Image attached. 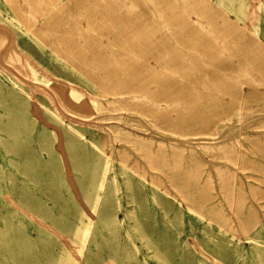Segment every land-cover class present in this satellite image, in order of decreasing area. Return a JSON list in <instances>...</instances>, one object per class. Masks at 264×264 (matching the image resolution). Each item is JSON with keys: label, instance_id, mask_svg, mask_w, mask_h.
Listing matches in <instances>:
<instances>
[{"label": "rangeland", "instance_id": "374dc122", "mask_svg": "<svg viewBox=\"0 0 264 264\" xmlns=\"http://www.w3.org/2000/svg\"><path fill=\"white\" fill-rule=\"evenodd\" d=\"M242 2L0 0V264H264V0Z\"/></svg>", "mask_w": 264, "mask_h": 264}, {"label": "bare ground", "instance_id": "6f19581e", "mask_svg": "<svg viewBox=\"0 0 264 264\" xmlns=\"http://www.w3.org/2000/svg\"><path fill=\"white\" fill-rule=\"evenodd\" d=\"M204 3L206 2V0H202ZM217 3H218V6L219 7H227L228 9L231 10L232 13H235L236 9L239 7L241 8V4H243V0H216ZM218 6H216L217 8H219ZM238 8V9H239ZM236 15V18H237V14ZM224 22L229 25V26H233L234 29H236V27L238 28L239 26L236 25V23H234V19H230L228 17H224ZM239 29V28H238ZM255 47V46H254ZM245 95H243L244 97ZM242 97V98H243ZM245 98H247V95L245 96ZM91 104L95 107V108H100V104L94 100V99H91L90 100ZM160 112H156V114H159ZM65 133L67 135H69L70 137H73L74 139L72 140H69L67 143L68 144H73L74 142L77 143V138H76V130L72 127H68L65 129ZM244 137H247L246 135H243ZM249 137V136H248ZM130 142L133 144L138 143L139 144V147L141 148H145L147 146H149V144L147 143L148 140H141L139 139L137 136L136 137H130ZM256 138V141L258 142V138L257 137H254ZM129 139V137L127 138ZM252 139V138H251ZM248 141V140H247ZM79 145V144H78ZM161 144L159 143L157 145V147L152 150L151 152H149V158H156L157 155L160 153V147ZM219 148H222L223 150L227 151V152H232L234 153V148L233 146H228V144H220L219 145ZM107 158H108V155L105 156L103 162L100 163L101 165V168H100V173H99V178L97 180V183L94 185V190H95V199L92 203V209L93 211L95 210V207H96V204L99 200V198H101V201L100 202V206H101V209L98 208V212L99 213V219L102 220L104 223H108L110 222V218L112 217V214L111 213H105L104 210V204L106 203L107 204V200L110 199L111 195L114 194L115 192V189L113 187V177L111 178H108L107 177ZM178 165V164H177ZM176 166V165H175ZM217 173H218V177L220 178V182H222L223 185H225V182H226V179H225V175L221 172L220 169L217 170ZM199 176V175H198ZM142 178V177H141ZM196 180H198L199 178H195ZM127 183H128V188L130 190H134V189H137L138 188V183L137 182H134L130 177H128L127 179ZM228 183V182H227ZM151 186L154 190L157 189V184L155 182L151 183ZM202 188H209L208 187V181H206L205 183H203L201 185V187H199V189H202ZM139 189V188H138ZM100 191H103V195L102 197H99L98 195V192ZM105 201V202H104ZM109 201V200H108ZM95 203V204H94ZM167 205H170L169 202L167 203ZM107 207V205H106ZM106 209V208H105ZM109 209V208H108ZM169 206H168V210H169ZM178 208H173L172 209V212H173V218H177L178 216ZM86 218H87V221H81V226H77L78 228L76 229V234H78L80 231H86L91 223V217L88 216L87 214H85ZM113 223L114 225H116V222L113 220ZM112 263V264H118L116 262H114L113 260H108L106 261L104 264H107V263Z\"/></svg>", "mask_w": 264, "mask_h": 264}, {"label": "crops", "instance_id": "0c3cea01", "mask_svg": "<svg viewBox=\"0 0 264 264\" xmlns=\"http://www.w3.org/2000/svg\"><path fill=\"white\" fill-rule=\"evenodd\" d=\"M5 209H6V208L4 207V208H3V210H4V211L2 210V212H3V213H4V212H6V210H5ZM2 212H1L0 214H2Z\"/></svg>", "mask_w": 264, "mask_h": 264}]
</instances>
